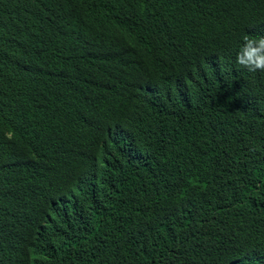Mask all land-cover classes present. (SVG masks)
Returning <instances> with one entry per match:
<instances>
[{
  "label": "trees",
  "instance_id": "trees-1",
  "mask_svg": "<svg viewBox=\"0 0 264 264\" xmlns=\"http://www.w3.org/2000/svg\"><path fill=\"white\" fill-rule=\"evenodd\" d=\"M264 0H0V264H264Z\"/></svg>",
  "mask_w": 264,
  "mask_h": 264
},
{
  "label": "clouds",
  "instance_id": "clouds-1",
  "mask_svg": "<svg viewBox=\"0 0 264 264\" xmlns=\"http://www.w3.org/2000/svg\"><path fill=\"white\" fill-rule=\"evenodd\" d=\"M234 63L248 72H264V35L242 36Z\"/></svg>",
  "mask_w": 264,
  "mask_h": 264
}]
</instances>
